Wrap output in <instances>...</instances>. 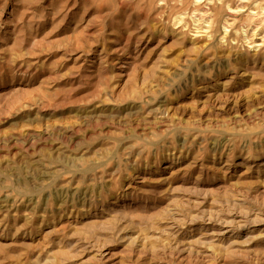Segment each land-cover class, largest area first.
<instances>
[{
	"label": "rangeland",
	"instance_id": "1",
	"mask_svg": "<svg viewBox=\"0 0 264 264\" xmlns=\"http://www.w3.org/2000/svg\"><path fill=\"white\" fill-rule=\"evenodd\" d=\"M263 9L0 0V264H264Z\"/></svg>",
	"mask_w": 264,
	"mask_h": 264
},
{
	"label": "bare ground",
	"instance_id": "2",
	"mask_svg": "<svg viewBox=\"0 0 264 264\" xmlns=\"http://www.w3.org/2000/svg\"><path fill=\"white\" fill-rule=\"evenodd\" d=\"M242 2V1H241ZM240 3V2H239ZM259 8V7H258ZM204 10H205V8H204ZM264 10V9H263ZM261 11V10H260ZM210 17V16H209ZM252 19V18H251ZM225 30V29H224Z\"/></svg>",
	"mask_w": 264,
	"mask_h": 264
}]
</instances>
